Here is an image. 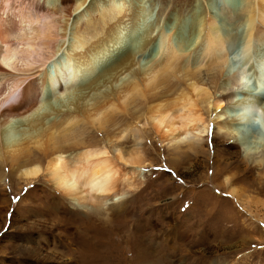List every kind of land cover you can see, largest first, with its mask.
Wrapping results in <instances>:
<instances>
[{
  "label": "bare ground",
  "instance_id": "bare-ground-1",
  "mask_svg": "<svg viewBox=\"0 0 264 264\" xmlns=\"http://www.w3.org/2000/svg\"><path fill=\"white\" fill-rule=\"evenodd\" d=\"M98 1L86 6L87 0H0V182L11 176L26 184L43 182V186L57 196V201L51 198L46 203L48 217L57 222H65L57 217L64 201L93 215L104 212L108 217L111 213L124 216L128 193L138 191L144 182L142 169L154 166L144 158L146 150L142 145L150 146L155 141L166 150L187 146L188 150H193L195 158L198 157L200 153L193 149V143H200L208 133L204 113L214 114L216 130L234 138L244 157H252L257 150L249 141L235 138L236 123L223 122L227 115L223 99L212 96L206 88L207 81L217 80L216 71L223 66L227 38L214 18L202 15L197 8L192 13L194 43L191 46L174 45L172 37L179 35L176 29L181 25L175 20L171 28L176 29L171 33L163 28L154 35V31L147 32L144 49L157 39L160 43L150 65L140 66L135 51L131 50L123 52L115 65L105 70L108 74L100 78L92 75L82 81L85 71L89 75L94 73L92 62L120 43L118 34L124 19L134 20V29L140 13L145 12L144 7L133 4L129 7L126 3L130 0H103L102 4ZM258 5L256 10L253 3L248 2L243 10L248 26L246 51L250 57L256 43L264 45V30L255 23L257 16L261 25L264 24V0H258ZM114 19L116 23L110 26L109 22ZM70 21L73 26L71 23L69 27ZM96 22H100L103 35L90 43L84 35ZM61 52L65 53L66 62L58 61L62 59ZM191 53L198 56L193 63L185 58ZM199 58L202 61H198V65ZM259 60V65L264 64V58ZM202 62L206 63L200 65ZM112 70H116L114 76L111 75L113 78H107ZM126 72H132V77L120 78ZM260 74L261 70L257 81L263 87ZM109 78L120 84L116 82L117 86L101 91ZM245 78L244 73L233 77L241 83ZM73 92L77 94L67 105L72 104L71 108L56 110L52 118L43 111L51 103L48 95L65 100ZM234 96V92L231 93L230 99ZM4 104L8 105L3 107ZM242 116L240 121H245L247 118ZM15 122L27 127L18 130L17 137L11 133ZM130 133L135 135L131 147L127 139ZM260 154L264 160V144ZM228 194L238 200L234 188L228 190ZM75 211L71 212L76 215ZM119 223H122L126 240L125 247H121L124 239L120 235L116 249L123 253L130 242L138 247L134 263L130 264H161L165 249H155L144 240L142 245L139 239L146 236L142 227L133 228L129 234V223L125 219ZM76 231L81 233L71 238L75 241L71 245L75 247L72 256L76 264H102V259L98 258H103L104 264H118L114 254L107 252L108 242L103 238L95 239L98 231ZM159 251L164 256L158 255ZM126 261L124 264H128Z\"/></svg>",
  "mask_w": 264,
  "mask_h": 264
},
{
  "label": "rangeland",
  "instance_id": "rangeland-1",
  "mask_svg": "<svg viewBox=\"0 0 264 264\" xmlns=\"http://www.w3.org/2000/svg\"><path fill=\"white\" fill-rule=\"evenodd\" d=\"M248 2L253 3L257 10L258 0H215L212 3L208 0H130L126 3L129 7L133 4L145 8L144 14L140 13L138 26L133 29L134 20L125 18V23L119 29L120 43L110 48L107 54L98 57L96 62L94 60V73L89 75L85 71L82 81L89 80L92 75L100 78L108 74L105 70L115 65L123 52L131 50L135 51L140 66L150 65L152 57L160 49V43L157 39L144 49L147 32L154 31V35L163 28L165 32L171 33L176 29L171 28L175 20L180 21L181 25L176 29L179 35L172 37L174 45L191 46L194 43L191 35L192 13L197 8L202 15H211L227 38L225 56L221 61L223 66L216 71L217 80L207 81L210 85L207 84L206 88L210 89L212 96L223 99L227 110L223 122L236 123L235 138L247 140L257 148L254 155L244 157L245 154L234 138L224 136L216 130L214 114L204 113L208 133L200 143H193V149L200 153L196 158L193 150H188L187 146L166 150L153 139L151 147L144 142V158L153 162L154 166L142 169L141 178L144 182L138 190L140 192L131 190L128 193L124 216L111 213L108 217L104 212L93 215L64 201L57 217L65 222H57L48 217L46 203L51 198H56L57 201V196L43 186V182L26 184L16 176L4 177L0 182V208L7 212L0 209V264H76L77 261L72 256L75 247L71 245L75 241H71V238L73 234H81L76 231L78 229L98 231L95 239L103 238L108 242L107 252L114 254V260L119 261L118 264H124L125 259L128 264L134 263L138 253V247L134 243H128L123 253L116 249L120 235L124 239L121 247H125L126 238L123 236L122 223H119L124 219L129 223V234L133 232V228L142 227L146 236L139 239L141 242L144 240L145 244H150L155 249L166 250L161 264H264V160L260 154L261 145L264 144V92L261 91L259 80L257 81L260 67L264 65H259V59L264 58V45L254 44L256 46L252 48L251 57L246 51L248 26L244 21L243 10ZM89 3H94V0H87L85 5ZM97 3L102 4L103 0ZM258 20L256 16V27L264 30V24L261 25L262 22ZM110 22V26H113L116 19ZM71 23L73 26L70 21L69 27ZM97 23L100 24L96 22V26L88 29L84 35L90 43L103 35L101 24ZM64 54L61 52L62 59L58 61L66 62ZM195 55L191 53L190 57L186 55L185 58L188 57V61L193 63L195 57H198ZM198 61H202L201 58ZM114 71L116 70H112L107 78ZM243 73L246 80L243 79L242 83L234 81V76L239 77ZM131 74L126 72L122 75L124 78H120H130ZM112 78H109V84L107 82L104 86L106 88L102 87L104 90L101 88V91L106 92L120 84ZM85 91L88 92L82 90ZM233 92L235 96L230 99ZM75 94L70 93L65 100L50 98L48 95L51 103L43 111L50 118L54 117L55 111L64 110L74 100ZM244 104H250L252 112L245 121H240ZM251 104L256 107H251ZM5 105L8 104L2 106ZM67 107L71 108L72 104ZM26 128L22 123L15 122L12 125V136L17 137V131ZM134 137L135 135L128 134L127 139L131 142L129 147L132 146ZM99 141L105 142L101 139ZM258 161L262 163H257ZM167 163L172 166H165ZM231 188L237 191V201L228 194ZM71 211H75L78 216ZM66 222L71 225L68 226ZM104 249L105 247L103 251ZM158 255L164 256L160 251ZM98 259H102V264L105 263L103 258Z\"/></svg>",
  "mask_w": 264,
  "mask_h": 264
},
{
  "label": "water",
  "instance_id": "water-1",
  "mask_svg": "<svg viewBox=\"0 0 264 264\" xmlns=\"http://www.w3.org/2000/svg\"><path fill=\"white\" fill-rule=\"evenodd\" d=\"M260 70H261V74H260L261 75V80L264 81V66H262ZM262 86L263 87H260V88H261V91L264 92V82H262ZM251 112H252V110H251L250 107L244 108L242 110V112H241V114L244 115V116H242L243 119L248 118L251 115Z\"/></svg>",
  "mask_w": 264,
  "mask_h": 264
},
{
  "label": "snow or ice",
  "instance_id": "snow-or-ice-1",
  "mask_svg": "<svg viewBox=\"0 0 264 264\" xmlns=\"http://www.w3.org/2000/svg\"><path fill=\"white\" fill-rule=\"evenodd\" d=\"M0 48H2V46H0ZM0 63H2V57H0Z\"/></svg>",
  "mask_w": 264,
  "mask_h": 264
}]
</instances>
